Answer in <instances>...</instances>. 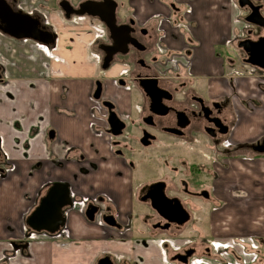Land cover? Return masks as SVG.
I'll use <instances>...</instances> for the list:
<instances>
[{"label": "flooded vegetation", "instance_id": "1", "mask_svg": "<svg viewBox=\"0 0 264 264\" xmlns=\"http://www.w3.org/2000/svg\"><path fill=\"white\" fill-rule=\"evenodd\" d=\"M196 4V0H0V44L9 39L18 45L40 46L56 59L64 49L84 42L94 74L89 94L92 105L85 106L80 115L74 110L65 113L87 125L78 139L90 142L99 163L80 153L74 159L80 167L75 174L69 173L68 180L53 179L52 172H47V180L36 190L23 221L24 240L14 244L16 251L24 253L30 236L70 239V224L76 215L77 221L84 219L109 238L113 236L110 230L130 229L135 247L150 253L148 264H211L219 260L215 241L199 229V223L205 221L201 214L206 217L208 209L221 206L214 204L219 202L218 169L227 170L231 157L244 159L243 151L264 153V135L248 143L233 139L235 128L246 118L242 108L252 113L264 108V0H228L225 9L219 10L232 14L233 19L215 43L217 61L224 69L217 80L213 75L198 74V52L205 33L196 18ZM80 31L91 37L89 42H82ZM39 34L46 44L19 37ZM257 41L256 46L251 44ZM8 49L12 51V47ZM27 60L23 59L26 68ZM7 70L0 64V81ZM55 74L54 65L47 62L36 75ZM250 81L253 94L242 96L240 85L249 87ZM219 82L229 91H214ZM13 124L21 130L20 123ZM39 133L37 128L29 130L30 138ZM57 136L55 128L45 131V140L55 142ZM2 141L0 137V183L17 170ZM99 143L106 146L109 156L97 148ZM22 146L26 151L31 147L27 141ZM47 150L49 163L62 173L70 151L63 163ZM111 162L121 167L115 176L126 174L123 181L132 194L129 212L121 210L112 197L94 192L97 186L93 183L84 186L78 182V174L90 176ZM61 202L57 208L62 225L57 231H37L29 226L59 221L53 217V207ZM186 229L189 234H184ZM157 251L160 258H156ZM112 255L104 252L95 264H145L141 256L117 262Z\"/></svg>", "mask_w": 264, "mask_h": 264}, {"label": "crops", "instance_id": "2", "mask_svg": "<svg viewBox=\"0 0 264 264\" xmlns=\"http://www.w3.org/2000/svg\"><path fill=\"white\" fill-rule=\"evenodd\" d=\"M196 2L199 9L196 18L205 33L202 38V47L198 52V74L213 75L217 80L223 75L224 69L221 61H217L215 43L218 41L219 33L231 26L232 14L219 12L225 9L224 5L228 0H196ZM202 10H207L209 15ZM144 16L146 15L143 14L142 17ZM211 16L219 19L214 21ZM212 31L215 32L212 33L216 35L215 40L213 36L206 37ZM82 34V42H89L91 37H87L88 34ZM205 37L207 42L204 41ZM83 45L78 43L77 47L71 50L64 49L63 54H60L65 57L64 61L56 63V60L52 59L51 55L44 52L40 46L18 45L9 39H6L4 44H0V64L8 69L5 78L0 81V137L3 138L2 148L8 159L17 165V170L10 175L9 179L0 183V264H95L97 258L104 252L113 254V260L117 262H121L122 259L135 260L141 256L145 259V264H148L147 258L150 253L135 247L136 238L130 229L124 232L110 230L109 233L113 236L109 238L101 233L98 227L85 224L84 219L80 218L77 221L76 215H73V221L70 224V228L73 229V236L70 239L64 236H30L24 253L14 249V244L24 240L23 221L31 210L36 190L47 180V172L49 170L52 172L50 174L53 179L68 180L80 167L74 160L80 153H85L87 160L99 163L98 155L91 149L90 142L78 139L82 134L79 130L85 123L81 125L74 117H69L65 113L66 110H74L80 115L85 112V106L92 105L89 94L94 80L93 67L87 63L89 51L87 45ZM8 46L12 47V51L8 49ZM204 57L207 60L206 64ZM24 58L28 59L27 68ZM75 61L78 63L74 64ZM45 62L54 65L57 75H45L44 78L36 75L45 68ZM69 70L85 73L81 78L78 77L86 82V90H84L87 101L84 103L73 102L69 98L68 84L71 78L67 79L66 76ZM239 88L243 92L242 96L251 97L253 94L250 86L240 85ZM213 90L217 93L229 91L220 82L213 87ZM262 99L264 101V95ZM242 110L246 118L235 128L233 139L238 143H248L253 138L264 135V108L253 113L243 108ZM87 118L90 119L89 116ZM14 122L20 123V131L15 129ZM32 127L40 130L34 138H30L29 135ZM49 128L57 129L58 136L55 142L45 140V131ZM87 128L86 125L85 132ZM23 141L30 143L31 147L28 151L23 148ZM48 148L53 157L63 163H65V154L70 151L69 163L65 169L63 168L62 173L49 163L51 156ZM97 148L107 157V150H102L99 146ZM243 153L244 159L231 157L227 160L229 163L227 170L218 169L222 189L220 188L219 202L214 204H221V206L209 212L208 221L211 232L209 238L214 241H226L225 243L228 244L226 247H231L229 255L238 260L242 258L243 262L240 260L242 264L250 263L246 257L253 252H256L257 257L260 256L258 264H261L264 262V153H255L250 150ZM115 164L105 163L100 166L99 172H92L90 176L82 177L78 174V182L84 186L93 183L97 186L94 192L112 197L121 210L129 212L131 190L123 181L126 174L124 177L114 175L116 170H121V167ZM84 166L87 167V164ZM114 185L118 187L114 188ZM121 185L125 188H120ZM82 190L85 191V187ZM25 194H29L30 197L25 198ZM122 220L125 223V219ZM199 229L203 233V230ZM241 232L258 234L255 236L258 240L257 248H252L249 236H246L248 239L245 243L251 247V250L245 254L242 246L237 243ZM189 233L190 229L184 231V234ZM156 258H160L159 251L156 252ZM222 261L224 264L222 259L213 260L211 263L220 264Z\"/></svg>", "mask_w": 264, "mask_h": 264}, {"label": "rangeland", "instance_id": "3", "mask_svg": "<svg viewBox=\"0 0 264 264\" xmlns=\"http://www.w3.org/2000/svg\"><path fill=\"white\" fill-rule=\"evenodd\" d=\"M211 19L212 20H214V21H216V20H218L219 18H217V17H214V16H211ZM76 32V31H75ZM81 33L78 35V36H80V37H82L83 36V34H82V31H80ZM210 34H207L206 35V37L207 36H209L210 38L213 36V40H215L216 39V35L215 34H212V33H215V32H209ZM206 37L204 38V41H206L207 42V39H206ZM218 40V39H217ZM63 41L64 42H67V39H63ZM62 42V41H61ZM69 45V44H68ZM77 47V46H76ZM73 47H70V50L72 49ZM232 55H234V53H232ZM55 58L56 59H59V60H61V59H65V57L64 56H62V55H60L59 53L58 54H56L55 55ZM55 59V60H56ZM60 63L61 61H58V60H56V63ZM84 72H81V71H70L69 70V72H66V76H67V79L70 77L71 78V81H70V83L68 84V90H69V98H70V100L71 101H73V102H78V103H81V102H86L87 101V96L85 95L86 94V89H85V85H86V82H85V80L84 79H80L82 76H84L85 75V73L83 74ZM78 77H80V78H78ZM249 86L250 87H252L253 86V83H252V81H250L249 82ZM85 89V90H84ZM81 90H83L84 92L82 93V91ZM84 94V95H83ZM86 125H84L80 130H79V132H81L82 134H80V135H83V133L85 132V129H84V127H85ZM98 146L99 147H102V150H105V148H106V146L105 145H103L102 143H99L98 144ZM75 169V168H74ZM223 174V173H222ZM225 174V173H224ZM223 174V175H224ZM58 175V174H57ZM221 180L220 181H218V185H217V187H218V189H217V196L218 197H220V188L222 189V184H221ZM118 185V184H117ZM117 185H114V188H117L118 186ZM221 186V187H220ZM120 188H125V186H123V185H121V186H119ZM126 187H129L128 185H126ZM206 208H207V206H205ZM204 207V208H205ZM210 210L211 209H208V212H210ZM205 211L206 210H204L203 211V213H205ZM202 216H201V218H203L205 221L204 222H202V223H199L200 224V228L203 230V233H209L210 235H211V232H210V225H209V221H208V219H209V213L206 215V217H204V215L203 214H201ZM190 229H191V226H188ZM202 232V231H201ZM258 234H256L255 232H241L240 233V237H239V239L237 240V243H238V245H240V246H242V248H243V251L245 252V254L246 253H248L250 250H251V247L249 246V245H246V241H247V237L246 236H249V243L251 242L252 243V245L254 244V243H258V240L255 238V236H257ZM226 242V241H225ZM225 242H222V241H215V245L218 247L217 248V250H218V253L216 254L218 257L217 258H219V260L220 259H222V260H224V264H241L240 263V261L238 260V262H236L235 261V258L234 257H232V256H230L229 254L231 253V247H226V246H228V244L227 243H225ZM221 247V248H220ZM223 250H226V252L220 257V255H221V252L223 251ZM247 258V260H249L250 261V263L249 264H258V262H259V259H260V256L258 255V257H257V254H256V252H253V255H250V254H248V257H246ZM252 258H253V262H252ZM257 258V259H256ZM264 259V258H263ZM218 260V261H219ZM241 260V262H243V260L242 259H240ZM255 260V261H254ZM263 262V261H262ZM223 263V261L220 263V264H222ZM261 263V262H260ZM211 264H219V263H217V262H215V263H211ZM261 264H264V262L263 263H261Z\"/></svg>", "mask_w": 264, "mask_h": 264}, {"label": "water", "instance_id": "4", "mask_svg": "<svg viewBox=\"0 0 264 264\" xmlns=\"http://www.w3.org/2000/svg\"><path fill=\"white\" fill-rule=\"evenodd\" d=\"M12 33H14V32H12ZM19 37L20 38L21 37L22 38H32L34 40H38L42 44H46L47 43L46 40L43 39L42 34H39V36H37V35H22V36H19ZM258 42L259 41L252 42L251 44H253V46H256L258 44ZM253 64L259 65V64L255 63V62H253ZM95 97L98 98L99 97L98 94H96ZM65 186L66 185L64 184L63 188H65ZM63 203L64 202H61V203H59V205L53 207L54 208L53 209V212H54L53 213L54 214L53 217H59V221L56 220L54 222L52 220V222H50V225L49 226L47 224H45V223H39V224H35V225L34 224H29V226L32 229L37 230V231H42V230H46V231H50V232L57 231L59 229L60 225H62V221H61V217H60V213H59L60 208H57V207L63 205ZM46 211H48V210H46ZM36 213H38V211ZM47 214H45V215L43 214L44 215L43 216V219L48 220V218H45ZM109 225H111L112 227L118 226L117 224H115V225L114 224H109Z\"/></svg>", "mask_w": 264, "mask_h": 264}, {"label": "built area", "instance_id": "5", "mask_svg": "<svg viewBox=\"0 0 264 264\" xmlns=\"http://www.w3.org/2000/svg\"><path fill=\"white\" fill-rule=\"evenodd\" d=\"M250 244H251V246H252V248H257V242L256 243H254L253 245H252V243L250 242ZM253 255V254H252ZM242 259V258H241ZM253 259V258H252ZM235 261H236V259H235ZM240 261V260H239ZM236 262H238V261H236ZM241 263V262H240ZM242 264V263H241Z\"/></svg>", "mask_w": 264, "mask_h": 264}]
</instances>
